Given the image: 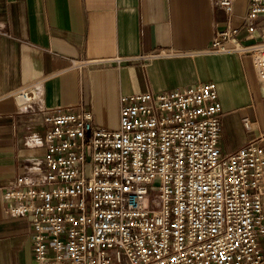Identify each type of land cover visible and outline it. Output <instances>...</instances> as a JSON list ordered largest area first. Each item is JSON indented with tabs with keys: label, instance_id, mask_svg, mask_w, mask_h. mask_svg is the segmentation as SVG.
Masks as SVG:
<instances>
[{
	"label": "built area",
	"instance_id": "built-area-1",
	"mask_svg": "<svg viewBox=\"0 0 264 264\" xmlns=\"http://www.w3.org/2000/svg\"><path fill=\"white\" fill-rule=\"evenodd\" d=\"M236 0L204 54L238 52L264 71V0H249L243 45ZM72 61L71 67L87 66ZM28 88L16 95L31 107ZM216 84L121 95L119 126L83 106L44 111L43 168L18 175L2 196L11 216L32 217L39 264H264V144L223 153Z\"/></svg>",
	"mask_w": 264,
	"mask_h": 264
},
{
	"label": "crops",
	"instance_id": "crops-1",
	"mask_svg": "<svg viewBox=\"0 0 264 264\" xmlns=\"http://www.w3.org/2000/svg\"><path fill=\"white\" fill-rule=\"evenodd\" d=\"M215 1L0 0V264H39L32 217L9 215L2 191L43 168L46 109L82 103L96 125L117 129L121 95L213 82L222 152L264 144V71L255 57L203 53L227 22ZM248 6L234 2L231 24L243 45H254L262 39L243 27ZM22 88L29 108L16 95Z\"/></svg>",
	"mask_w": 264,
	"mask_h": 264
},
{
	"label": "rangeland",
	"instance_id": "rangeland-1",
	"mask_svg": "<svg viewBox=\"0 0 264 264\" xmlns=\"http://www.w3.org/2000/svg\"><path fill=\"white\" fill-rule=\"evenodd\" d=\"M212 55H214V54H212Z\"/></svg>",
	"mask_w": 264,
	"mask_h": 264
},
{
	"label": "bare ground",
	"instance_id": "bare-ground-1",
	"mask_svg": "<svg viewBox=\"0 0 264 264\" xmlns=\"http://www.w3.org/2000/svg\"><path fill=\"white\" fill-rule=\"evenodd\" d=\"M29 91V90H28Z\"/></svg>",
	"mask_w": 264,
	"mask_h": 264
}]
</instances>
